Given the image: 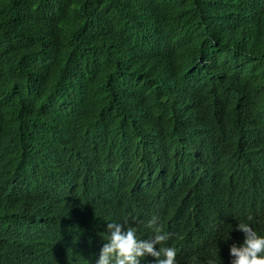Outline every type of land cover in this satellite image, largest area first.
I'll return each mask as SVG.
<instances>
[{"label": "trees", "instance_id": "obj_1", "mask_svg": "<svg viewBox=\"0 0 264 264\" xmlns=\"http://www.w3.org/2000/svg\"><path fill=\"white\" fill-rule=\"evenodd\" d=\"M153 216L176 264L264 234V3L0 0V264H94Z\"/></svg>", "mask_w": 264, "mask_h": 264}, {"label": "clouds", "instance_id": "obj_2", "mask_svg": "<svg viewBox=\"0 0 264 264\" xmlns=\"http://www.w3.org/2000/svg\"><path fill=\"white\" fill-rule=\"evenodd\" d=\"M251 216L236 223L235 228L242 233L239 244L229 245V264H264V234H259L250 226ZM151 236L147 239L137 237L133 227L109 222L103 234V241L95 264H140L145 256L154 258V264H176V249L164 242L170 233L162 231L158 218L147 221ZM211 264H217L214 257Z\"/></svg>", "mask_w": 264, "mask_h": 264}, {"label": "bare ground", "instance_id": "obj_3", "mask_svg": "<svg viewBox=\"0 0 264 264\" xmlns=\"http://www.w3.org/2000/svg\"><path fill=\"white\" fill-rule=\"evenodd\" d=\"M251 3L253 4V1H251ZM261 3L263 4L264 3V0H261ZM244 6H245V2H243V4H242V7H241V9H242V11H244ZM251 6V5H250ZM166 47L167 48H171V49H173L174 47H175V45H173V44H170V43H166ZM181 84H179V86H180ZM130 87H134L132 84L130 85ZM132 89H134V88H132ZM130 92H133V91H130ZM79 101H82V100H79V99H77V101H76V103H79ZM55 104H58V103H55ZM32 181V180H31ZM92 245H94V244H92ZM96 258V257H95ZM85 263H87L86 261H85ZM93 263H94V261H93Z\"/></svg>", "mask_w": 264, "mask_h": 264}, {"label": "water", "instance_id": "obj_4", "mask_svg": "<svg viewBox=\"0 0 264 264\" xmlns=\"http://www.w3.org/2000/svg\"><path fill=\"white\" fill-rule=\"evenodd\" d=\"M84 199H88V196H85ZM93 261H94V264H95V260H93Z\"/></svg>", "mask_w": 264, "mask_h": 264}]
</instances>
